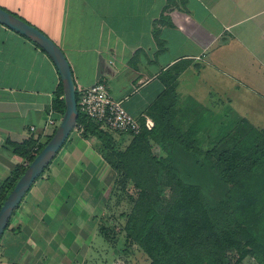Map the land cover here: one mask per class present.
Returning a JSON list of instances; mask_svg holds the SVG:
<instances>
[{"label": "crops", "instance_id": "1", "mask_svg": "<svg viewBox=\"0 0 264 264\" xmlns=\"http://www.w3.org/2000/svg\"><path fill=\"white\" fill-rule=\"evenodd\" d=\"M0 7L62 49L77 91L104 83L141 122H155L151 109L170 91L164 105L173 106V127L185 126L183 137L205 143L204 152L230 140L219 137L228 130L221 111L237 114L236 135L253 142L263 165L253 179L262 217L253 224L264 234V0H0ZM60 84L42 49L0 25V186L25 167L29 142L54 134L48 118L62 122L53 104ZM119 136L124 151L133 138ZM117 178L101 142L76 128L9 221L0 264H85L104 245Z\"/></svg>", "mask_w": 264, "mask_h": 264}, {"label": "trees", "instance_id": "2", "mask_svg": "<svg viewBox=\"0 0 264 264\" xmlns=\"http://www.w3.org/2000/svg\"><path fill=\"white\" fill-rule=\"evenodd\" d=\"M169 94L167 91L151 109L154 128L147 130L145 121L141 122V134L132 137L124 151L116 149L108 131L82 114L78 119L76 128L83 130L85 137H96L101 142L107 162L120 178L121 190H126V185L131 182L139 193L132 213L125 215L126 239L140 246L151 264H231L228 254L232 248L241 252L239 261L252 253L258 264H264V234L259 231V224H253L262 217L260 207L256 212L255 205L251 208L249 204L247 210L253 213V220H244L245 226L235 222L234 228H228L229 225L221 229L219 226L231 206L229 175H242L253 182V167L258 163L247 150L251 141H241L239 129V135L229 141L225 137L203 154L197 140H189L174 131L173 106L168 102L164 105ZM53 104L55 110L65 112L62 84ZM155 112L157 115L153 114ZM47 142L31 141L27 148H18L29 149L24 157L31 163ZM152 143L159 145L164 153L154 155ZM187 162L192 164L191 168L186 166ZM25 170V167L18 169L0 186V209ZM164 182L170 188L173 200L158 208L157 200H152L150 193L154 187L162 191ZM202 182L209 188L204 190L200 185ZM247 189L250 193L253 186ZM255 228L258 229L257 236Z\"/></svg>", "mask_w": 264, "mask_h": 264}, {"label": "rangeland", "instance_id": "3", "mask_svg": "<svg viewBox=\"0 0 264 264\" xmlns=\"http://www.w3.org/2000/svg\"><path fill=\"white\" fill-rule=\"evenodd\" d=\"M22 19L25 20L24 18ZM221 112L222 113L226 112L225 114L227 117H225V120H220V122L228 123V126L226 127L228 130L227 131L223 130L219 134L220 135L219 137L224 138L225 135L229 133L228 138L232 139V137L236 135L237 133L236 131H238L239 129V126L237 124H239L238 122L240 120L237 119V114L235 115L233 111L231 110H228V111L222 110ZM217 113L218 111L216 110L214 112V119L218 121L217 116H216ZM173 128H174V131H178V132L181 131L180 126H174ZM216 128L217 127L214 126V129ZM187 130L185 126H182L181 135L182 136L185 135L187 133ZM108 133L117 139V141L115 140L118 143V145L115 144L116 149H119L122 151L123 150L121 147L122 144H120L122 140L119 136V133H115L111 131H108ZM130 137L132 138V136ZM128 144L129 142L128 143L126 142L124 146ZM152 144L154 147V153H155L154 155L156 156L158 154L160 155V153L162 152L161 147L159 150V147H157L155 143H152ZM199 144H201L200 147L202 148L205 143H203L202 145V143L199 142ZM252 147H253V142H250L249 144H247V150H249L248 152H252ZM203 154H205L204 151H203ZM259 165H262V163L259 162L253 170L259 171ZM261 176H262V173L260 171L259 172L256 171V175L255 177H253V179H255L256 177L260 178ZM119 179L120 178L118 177L115 185L113 186V190L109 194V197L107 196L109 200L108 201L109 211L106 215L107 230H106V236L105 237L103 236L105 239V240L103 239L104 245L101 248H98L97 251L93 255H91L89 259L86 260L85 264H151V259L144 252V250L137 244L126 239V233L124 231V228H125L127 219L125 215L128 216L132 213L135 207L136 200L139 198V193L134 189V185L131 182L126 185V190L124 191L121 190L122 188L120 184L118 183ZM228 182H229L228 183L229 187L231 189L230 190L231 206H230V210L224 213L225 218H222V219L220 218L221 220H220L219 226L221 229L229 225L231 226L228 228H234L235 226L234 222L237 224L244 225L243 224L244 220L246 219L250 220V218L253 220V218L251 217L253 216L252 215L253 213L250 212V210L249 211L247 210L248 209L247 207L249 206V204L251 208L253 204L255 205L253 209L256 212L259 211V207H260L259 205H257L258 201L260 200L258 196V192L252 191L248 193L247 191L248 190L247 188L249 186H253V182H251L249 178H245L242 175H234V176L229 175ZM200 185L202 186L204 190L206 188H209V186L205 185V183L203 182L200 183ZM221 186L223 188L225 187L224 184H222ZM158 188L154 187V190L151 191L150 193L151 199L157 200L158 208L165 207L169 202L173 200V198H171L172 193L169 191L170 188L166 186L165 182H164V185L161 187L162 191H160L161 189H158ZM219 188L221 187L219 186ZM263 203H264V200H263ZM240 253L241 252L236 250V248H232V251L228 254V257L231 260V264H258L256 259L253 257L252 253L249 254L246 258L239 261Z\"/></svg>", "mask_w": 264, "mask_h": 264}, {"label": "water", "instance_id": "4", "mask_svg": "<svg viewBox=\"0 0 264 264\" xmlns=\"http://www.w3.org/2000/svg\"><path fill=\"white\" fill-rule=\"evenodd\" d=\"M0 25L23 35L38 45L50 57L59 72L65 99V112L62 122L44 148L27 167L0 209L1 240L9 221L31 187L41 177L51 162H53L70 135L76 129L80 114L73 72L62 49L40 29L1 7Z\"/></svg>", "mask_w": 264, "mask_h": 264}, {"label": "built area", "instance_id": "5", "mask_svg": "<svg viewBox=\"0 0 264 264\" xmlns=\"http://www.w3.org/2000/svg\"><path fill=\"white\" fill-rule=\"evenodd\" d=\"M79 114H82L95 124L99 125L104 131H111L132 137L138 136L143 130V125L139 118L134 116L124 101L115 100L108 91L106 84L98 82L92 86L76 91ZM47 126L58 128L56 121L50 117ZM144 127L147 130L154 128V122L146 119ZM35 131L36 128H31ZM81 132L83 130H80ZM30 163H25V168Z\"/></svg>", "mask_w": 264, "mask_h": 264}]
</instances>
